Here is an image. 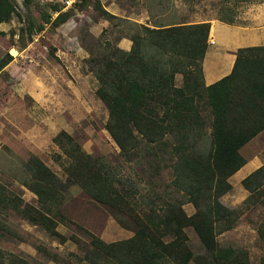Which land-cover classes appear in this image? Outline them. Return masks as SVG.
Wrapping results in <instances>:
<instances>
[{
  "label": "trees",
  "instance_id": "obj_1",
  "mask_svg": "<svg viewBox=\"0 0 264 264\" xmlns=\"http://www.w3.org/2000/svg\"><path fill=\"white\" fill-rule=\"evenodd\" d=\"M13 9L11 0H0V22ZM64 15L58 12L53 23ZM208 27L207 22L133 25L127 51L105 41L101 53L89 58L95 94L107 110L104 127L123 161L138 169L134 176L118 175L61 131L52 141L65 156V179L36 157L24 161L16 180L35 195L36 205H20L18 196L0 186V213L14 211L63 242L51 214L74 184L135 227L125 239H89L81 259L90 264H245L243 251L216 241L236 216L219 197L230 188L227 178L244 164L239 148L264 129V46L237 49L231 71L205 86L200 63ZM10 59L0 58V70ZM183 71L182 85L175 86L174 73ZM164 167L169 180L158 189L153 177ZM240 182L248 192L245 202L264 208V162ZM183 203L193 213L186 215ZM186 227L200 252L191 251ZM3 230L14 236L0 220V236ZM0 264L32 263L0 248Z\"/></svg>",
  "mask_w": 264,
  "mask_h": 264
},
{
  "label": "rangeland",
  "instance_id": "obj_2",
  "mask_svg": "<svg viewBox=\"0 0 264 264\" xmlns=\"http://www.w3.org/2000/svg\"><path fill=\"white\" fill-rule=\"evenodd\" d=\"M11 1L13 12L0 22V58L11 56L0 70V186L18 196L20 205H36L35 195L16 179L21 176L22 163L32 157L65 179V156L52 141L61 131L84 152L101 157L118 175L131 178L138 171L123 161L107 133V110L95 94L97 82L89 58L101 53L105 41L122 49L118 43L121 38L130 40L126 34L133 25L142 24L143 9L153 25L185 22L194 13V20L216 17L228 21L240 6L258 0ZM58 12L65 13L64 19L53 23ZM184 72L174 73L175 86L182 85ZM239 153L242 157L258 153L260 161L250 172L260 166L264 162V129ZM234 175L227 178L230 188L219 200L235 209L236 216L229 228L216 235V241L243 251L245 264H264V208L245 202L248 192ZM154 177L152 184L160 189L169 180V169L162 168ZM182 209L186 215L194 211L190 203H183ZM51 217L63 242L14 211L0 213V220L14 234L1 231L0 248L32 264H90L81 259L89 239L111 242L128 238L135 230L126 215L96 202L74 184L66 187L63 201ZM184 231L191 251L200 252L193 230L186 227Z\"/></svg>",
  "mask_w": 264,
  "mask_h": 264
},
{
  "label": "crops",
  "instance_id": "obj_3",
  "mask_svg": "<svg viewBox=\"0 0 264 264\" xmlns=\"http://www.w3.org/2000/svg\"><path fill=\"white\" fill-rule=\"evenodd\" d=\"M141 16V23L153 28L200 22H207L209 24L208 43L200 63L202 82L205 86L215 82L231 71L237 49L250 46H264V1H252L246 5L240 6V9L233 18L228 21H223L216 17L194 20L197 16L194 13V15L189 16L188 20L185 22L153 25L151 21H149V15L146 9L142 10ZM156 20H158V18ZM121 39L118 45L122 50L127 51L131 42L127 38ZM256 135L243 145L251 142ZM243 145L241 147H243ZM257 154L258 153H254L251 156L243 157L244 164L233 173L235 174V179H242L250 172L253 165L256 166L255 163L260 161Z\"/></svg>",
  "mask_w": 264,
  "mask_h": 264
}]
</instances>
